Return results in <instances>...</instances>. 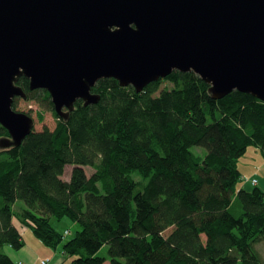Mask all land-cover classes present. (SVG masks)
Returning <instances> with one entry per match:
<instances>
[{"label":"trees","instance_id":"1","mask_svg":"<svg viewBox=\"0 0 264 264\" xmlns=\"http://www.w3.org/2000/svg\"><path fill=\"white\" fill-rule=\"evenodd\" d=\"M17 84L54 110L46 89L31 90L25 76ZM209 88L194 71L174 70L141 92L102 78L99 102L79 100L67 119L56 113L54 129L0 150V264H14L5 245H24L14 217L45 245L63 243L64 264H264L255 245L264 191L239 187L240 157L250 146L264 154V101L238 90L217 99ZM64 217L81 225L68 240L52 223Z\"/></svg>","mask_w":264,"mask_h":264},{"label":"water","instance_id":"2","mask_svg":"<svg viewBox=\"0 0 264 264\" xmlns=\"http://www.w3.org/2000/svg\"><path fill=\"white\" fill-rule=\"evenodd\" d=\"M174 70L194 71L214 98L264 101V0H0V124L20 146L35 120L13 108L17 84L46 89L67 119L114 78L137 92Z\"/></svg>","mask_w":264,"mask_h":264},{"label":"rangeland","instance_id":"3","mask_svg":"<svg viewBox=\"0 0 264 264\" xmlns=\"http://www.w3.org/2000/svg\"><path fill=\"white\" fill-rule=\"evenodd\" d=\"M166 86L167 87L169 86L170 88H172L173 85L169 81H163L162 87H166ZM15 105H16L15 106L16 111H22V112L28 113L34 118L35 120L34 129L37 131L43 130L44 127L54 129L58 122V115L56 114L55 110H52L51 108L49 109L47 106L41 103H38L34 99L29 100L28 98L25 99L21 96H18L16 98ZM192 149L200 154L203 153L202 147L195 146ZM0 150H5V149L0 148ZM239 166L243 174L245 175L247 174V176H245L244 178V182L247 180L252 182V177L257 178V183H260L264 180V154L257 147H254V146L248 147L246 153L239 159ZM72 170H73L72 165L66 166L65 173L63 175V178L65 180L70 179ZM85 170L88 176L92 175V173L94 172V169L90 166H85ZM134 177L135 179H138V180H142V179L146 180V178L140 172H135ZM251 187H254V185H251ZM18 203H21V201H19ZM22 204L23 203H21V205ZM14 209L20 210V205H14ZM52 223L54 227L62 234H65V231L67 229L70 230V234L66 235L65 237L66 240L73 237L76 231L81 229V225L79 223L74 222L67 217H64L62 219H52ZM24 229L27 230V234L25 237H28V234H32L31 232H33V229H28L26 227H24ZM255 245H256V248L259 250V252L264 257V240L258 241ZM6 246L7 245L4 246V249H3L4 252H5ZM99 254L103 256H108V246L107 245L103 246L102 249L99 251Z\"/></svg>","mask_w":264,"mask_h":264},{"label":"crops","instance_id":"4","mask_svg":"<svg viewBox=\"0 0 264 264\" xmlns=\"http://www.w3.org/2000/svg\"><path fill=\"white\" fill-rule=\"evenodd\" d=\"M243 175L247 176V174ZM242 183L243 184H240L239 186L240 188H246L248 190L253 188L251 187L250 181H245ZM258 185L264 191V180L258 183ZM13 223L22 233L24 241V245L19 249H15L9 245L6 246L5 252L13 261L22 260L24 261V264H39L41 259H49L50 264L64 263L65 258L63 255V245H59L55 249L53 247L47 246L33 232H31L32 234H28V237H25L27 230L21 226V222L17 218H14Z\"/></svg>","mask_w":264,"mask_h":264},{"label":"bare ground","instance_id":"5","mask_svg":"<svg viewBox=\"0 0 264 264\" xmlns=\"http://www.w3.org/2000/svg\"><path fill=\"white\" fill-rule=\"evenodd\" d=\"M2 126H3V125H2ZM3 137H9V136H3ZM3 137H0V139L3 138ZM12 147H17V146H12ZM12 147H10V148H12ZM0 148H1V147H0ZM10 148H1V149H5V150H6V149H10ZM18 202H19V201H18ZM18 202L16 203V205H20L21 203H23L22 201H21V203H18ZM22 207H23V204L20 205V209H21ZM17 211H20V210L17 209ZM14 218H17V217H14ZM14 218H13V219H14ZM17 219H18V218H17ZM18 220H19V219H18ZM19 221H20V220H19ZM14 225H15V224H14ZM15 226H16V225H15ZM21 226H22V227H26V228H28V229H32V228H29V227L23 225L22 223H21ZM20 233H21V232H20ZM21 234H22V233H21ZM68 234H70V230L67 229V230L65 231L64 236L66 237V235H68ZM22 238H23V237H22ZM65 240H66V239H65ZM23 242H24V241H23ZM61 245H63V243H61ZM9 246H10V245H9ZM57 247H58V246H57ZM101 249H102V248H101ZM101 249H100V250H101ZM63 255H64V252H63ZM99 255H100V254H99ZM64 257H65V256H64ZM43 260L46 261V264H48V263L50 264V260H49V259H41V260L39 261V264H42V261H43ZM13 262H14V264H24V261H22V260L13 261ZM64 263H65V260H64ZM64 263H63V264H64ZM107 263H109V260H107V261L105 262V264H107Z\"/></svg>","mask_w":264,"mask_h":264},{"label":"built area","instance_id":"6","mask_svg":"<svg viewBox=\"0 0 264 264\" xmlns=\"http://www.w3.org/2000/svg\"><path fill=\"white\" fill-rule=\"evenodd\" d=\"M252 183L255 184V185L258 184V183H257V178L253 177V178H252ZM42 264H46V261L43 260V261H42Z\"/></svg>","mask_w":264,"mask_h":264},{"label":"flooded vegetation","instance_id":"7","mask_svg":"<svg viewBox=\"0 0 264 264\" xmlns=\"http://www.w3.org/2000/svg\"><path fill=\"white\" fill-rule=\"evenodd\" d=\"M17 97H15L14 99H16ZM9 132V131H8ZM9 136H10V134H9Z\"/></svg>","mask_w":264,"mask_h":264}]
</instances>
